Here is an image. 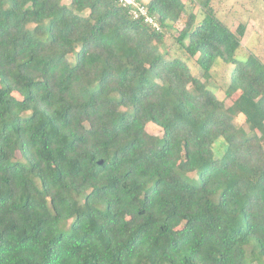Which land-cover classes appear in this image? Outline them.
Returning <instances> with one entry per match:
<instances>
[{"label": "trees", "instance_id": "1", "mask_svg": "<svg viewBox=\"0 0 264 264\" xmlns=\"http://www.w3.org/2000/svg\"><path fill=\"white\" fill-rule=\"evenodd\" d=\"M212 2L0 0V264H264V66Z\"/></svg>", "mask_w": 264, "mask_h": 264}, {"label": "rangeland", "instance_id": "2", "mask_svg": "<svg viewBox=\"0 0 264 264\" xmlns=\"http://www.w3.org/2000/svg\"><path fill=\"white\" fill-rule=\"evenodd\" d=\"M146 1V0H143ZM66 2V0H63ZM215 18L220 20L229 30L234 31L238 24L246 25V31L241 40V48L237 52L239 61H244L249 55L256 56L264 66V4L260 0H213ZM197 17L201 16L200 8H194ZM173 52L179 53L177 47ZM192 71L195 72L194 62L190 63ZM229 67L226 68L218 61L212 70L211 85L216 96L223 99L229 105L236 95L225 98L220 90L228 80ZM242 122H238V124ZM146 132L150 135L160 137L161 130L152 124L146 126Z\"/></svg>", "mask_w": 264, "mask_h": 264}, {"label": "built area", "instance_id": "3", "mask_svg": "<svg viewBox=\"0 0 264 264\" xmlns=\"http://www.w3.org/2000/svg\"><path fill=\"white\" fill-rule=\"evenodd\" d=\"M117 3L125 9L129 10L133 19L142 20L143 23L150 25L151 27L158 29L157 23L154 17L148 14L143 0H116Z\"/></svg>", "mask_w": 264, "mask_h": 264}]
</instances>
